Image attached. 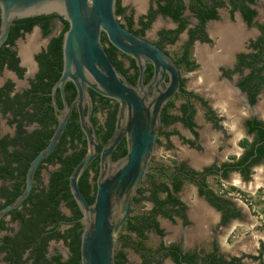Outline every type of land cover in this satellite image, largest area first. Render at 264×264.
<instances>
[{
    "label": "flooded vegetation",
    "instance_id": "flooded-vegetation-1",
    "mask_svg": "<svg viewBox=\"0 0 264 264\" xmlns=\"http://www.w3.org/2000/svg\"><path fill=\"white\" fill-rule=\"evenodd\" d=\"M118 2L125 9L120 22L170 55L181 77L179 91L162 111L143 192L134 197V206L145 204L146 210L134 213L132 205L120 232V263L264 264L262 216L254 203L264 206V0ZM1 20L0 8V32ZM68 28L57 12L16 16L0 46V210L23 192L31 161L76 97L73 82L64 89L57 85ZM103 42L112 61L137 85L135 60L108 39ZM153 75L148 63L144 85ZM91 93V119L102 150L114 131L118 103ZM164 111L174 116L169 123ZM86 150L74 106L55 149L36 169L29 196L1 218L0 264H58L56 255L69 264L70 232L83 230L69 183L80 160L71 159ZM126 151L123 139L113 158ZM99 165L98 156L80 178L87 198H95ZM60 234L69 237H52Z\"/></svg>",
    "mask_w": 264,
    "mask_h": 264
},
{
    "label": "water",
    "instance_id": "water-1",
    "mask_svg": "<svg viewBox=\"0 0 264 264\" xmlns=\"http://www.w3.org/2000/svg\"><path fill=\"white\" fill-rule=\"evenodd\" d=\"M116 7L117 0H0V46L8 38L11 21L16 16L57 12L68 21L69 28L63 38V72L57 85L64 89L66 82L71 81L77 89L68 112L59 116V124L48 145L31 161L25 189L0 210V221L29 196L38 165L55 149L70 111L77 106L87 150L73 168L69 183L83 219L80 264H117L120 232L130 218L134 197L150 170L163 108L179 91L181 83L172 57L126 28L118 18ZM104 35L135 60L140 72L137 85L112 61L102 41ZM148 63L154 66V75L144 85L143 73ZM91 90L118 103L114 131L102 150L91 119L94 104ZM123 139L127 151L114 159L113 152ZM98 156L96 194L90 202L80 187V178Z\"/></svg>",
    "mask_w": 264,
    "mask_h": 264
},
{
    "label": "trees",
    "instance_id": "trees-1",
    "mask_svg": "<svg viewBox=\"0 0 264 264\" xmlns=\"http://www.w3.org/2000/svg\"><path fill=\"white\" fill-rule=\"evenodd\" d=\"M125 9H124V7H122L120 4H119V2H118V6H117V10H116V13H117V15H120L123 11H124ZM107 40V38H106V36L103 38V41H106ZM107 49V48H106ZM97 94V93H96ZM97 95H99V94H97ZM99 97H100V99H107V100H109V98H106V97H103V96H101V95H99ZM166 110V109H165ZM163 118H164V121H165V123H169V121H171V120H173L174 119V116L173 115H169L166 111H164V116H163ZM82 156H83V152L81 153V154H76V156L75 157H73L72 159H71V161L75 164V163H77L81 158H82ZM70 170H71V168H70ZM69 170V171H70ZM86 183V181L85 180H83L82 182H81V185L83 186V184H85ZM87 185V184H86ZM85 185V186H86ZM65 187H66V185H65ZM142 188V187H141ZM141 188H139L138 189V193L139 194H141L142 192H143V190L141 189ZM55 189V185H53V187H52V190H54ZM89 189V186H88V188H87V190ZM140 191H141V193H140ZM88 198H89V200L90 201H92L93 199H94V197H90V196H88ZM134 200H137V199H134ZM55 202H57V201H54L53 202V213H56V209H57V203H55ZM38 212H39V210L38 211H36V214H35V216L37 217V215H38ZM143 219L142 217H137V219ZM131 227L132 228H134V229H137V230H139L140 229V225H138L137 223H135V224H131ZM55 229L53 230V232H55L56 231V226L54 227ZM82 231H81V228L78 230H72V232H70V241H69V245H70V247H71V251H72V256L70 257V260H69V264H80V237H81V235H80V233H81ZM62 236H64V235H59V236H56V235H52V237L53 238H57V239H60V238H64V239H67L68 237H62ZM124 256V254H122V252L120 251V252H118V253H116V261H117V264H121L120 263V258L121 257H123ZM60 257H61V255H56V256H54V259H53V261L55 260L58 264H62L61 262H60ZM52 264H54L53 262H52ZM63 264H65V263H63ZM66 264H68V263H66Z\"/></svg>",
    "mask_w": 264,
    "mask_h": 264
},
{
    "label": "rangeland",
    "instance_id": "rangeland-1",
    "mask_svg": "<svg viewBox=\"0 0 264 264\" xmlns=\"http://www.w3.org/2000/svg\"><path fill=\"white\" fill-rule=\"evenodd\" d=\"M101 116H102V114H101V112L98 114V118L100 119V120H102V118H101ZM261 202V201H260ZM254 203H255V206H256V212H257V214L258 215H260V216H262L261 217V225H259L260 226V228L259 229H261L260 231H262L261 233H260V235L261 236H263V234H264V206L263 205H261V206H257L256 205V203H259V201L258 200H256V201H254ZM262 203H264V200H262ZM133 207H134V209H135V212L134 213H141V212H144L145 210H146V205L145 204H143L142 206L141 205H135L134 206V204H133ZM141 207H143V208H141ZM55 243H57L58 245H60L61 243L58 241V242H54V244H53V246H55L56 244ZM117 247H118V245H117ZM63 250V249H62ZM63 251H65V250H63ZM128 251V253L129 254H132L131 253V250H127ZM132 257H133V255H132Z\"/></svg>",
    "mask_w": 264,
    "mask_h": 264
},
{
    "label": "bare ground",
    "instance_id": "bare-ground-1",
    "mask_svg": "<svg viewBox=\"0 0 264 264\" xmlns=\"http://www.w3.org/2000/svg\"><path fill=\"white\" fill-rule=\"evenodd\" d=\"M137 2H138V1H137ZM22 51H24V50H22ZM25 51H26V50H25ZM26 53H27V51H26ZM25 60H27V61L29 60V59H28V55H25ZM254 189H255V188H254Z\"/></svg>",
    "mask_w": 264,
    "mask_h": 264
}]
</instances>
